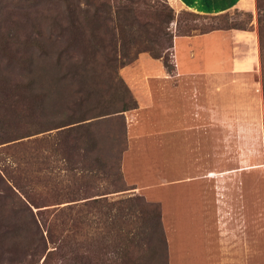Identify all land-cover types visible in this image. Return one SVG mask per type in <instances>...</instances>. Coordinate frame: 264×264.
Segmentation results:
<instances>
[{
    "label": "rangeland",
    "instance_id": "rangeland-1",
    "mask_svg": "<svg viewBox=\"0 0 264 264\" xmlns=\"http://www.w3.org/2000/svg\"><path fill=\"white\" fill-rule=\"evenodd\" d=\"M146 1L154 4L163 0ZM164 3L172 10L174 19L170 23L171 47L165 58H153L146 52L138 53L131 62L117 67L113 78L91 83L98 92L100 109L109 105L112 93L121 95L123 87L130 96L128 103L132 104L120 117L107 115L96 125L100 134L109 130L118 131L123 126L125 130V150L118 162L120 188L108 187L105 203H91L79 211L81 209L76 207L81 204L79 200L69 201L79 197L77 194L66 193L74 184L91 182V191L97 194L102 192L100 190L109 178H106L102 170L91 173L83 169L93 163L88 159L79 158L75 162L77 168L68 171L66 166L75 164H67L63 154L53 152L57 141L53 132L31 134L0 144V187L8 183L18 187L19 192L25 191V195L29 190V195L35 198L38 205L34 215L38 228L51 235L49 240L37 246L32 255L23 250L10 256L3 253L1 264H122L131 260L135 264H155L156 256H152L148 248L151 243L143 239L147 237V231L155 230L153 206L150 204H157L159 210L160 204L157 199L145 197L136 188L144 184L162 183L163 166L158 160L162 152L155 161L140 165L142 176L152 180L142 184L139 178L132 177L130 181L125 179L122 155L128 145V135L133 130L138 127L163 128V120L157 123L153 117L158 104L152 95L156 96L161 91L162 79L167 74L173 83H185L190 102L189 111L198 113L203 133L199 131L196 137L183 136L181 129L187 133L193 128L180 124V120L171 119L168 124L167 119V128L178 130L167 132L166 144L177 142L176 149L180 143L184 147L185 138L189 145L194 143V138L199 139L201 136L203 139H213L211 150L208 147L207 151L198 150L196 153L197 158L206 163L203 172L210 168L219 174L230 172L234 177L237 200L241 203L245 197V211L242 214L240 210L236 215L237 246H240L241 255H238L237 261H228V264H264V131L257 41V20H261V23L264 20V0L260 2L259 10L254 5L250 16L242 13V10L234 9L227 12L226 17H221L240 28L220 29L207 36L200 35L196 28L189 31L190 35H183L182 28L187 25L198 27L229 24L223 21L218 24L214 19L190 14L192 11L180 7L175 0H164ZM41 4L53 12L56 1L0 0V71L15 76L24 71L28 51L37 55V44L26 42V37L28 32L35 37L38 35L37 29H41L40 26L44 28L39 18ZM148 10L151 11V8ZM149 15L146 11L143 19L150 21ZM175 20L179 22L177 30ZM231 30L246 32L234 33ZM187 36H193L189 43H177V40H184ZM28 44L31 46L28 47ZM177 47L181 53L184 49L189 50H184L181 61L176 59L174 50ZM179 63L182 65L179 71L181 76L176 71ZM11 88H14V84H11ZM15 101L11 103L10 114L13 109H24L26 114L27 100L19 103ZM149 115L152 117L149 118ZM99 148L105 152L108 148L107 140H101ZM173 154L178 157L179 151ZM97 188L100 190L96 191ZM118 189L121 190L116 191ZM66 204L72 207L65 209ZM81 217H85L86 221L83 226L78 223ZM153 239V243L160 245L157 233ZM60 240H63L62 250L57 247ZM60 253H66L64 258Z\"/></svg>",
    "mask_w": 264,
    "mask_h": 264
},
{
    "label": "trees",
    "instance_id": "trees-1",
    "mask_svg": "<svg viewBox=\"0 0 264 264\" xmlns=\"http://www.w3.org/2000/svg\"><path fill=\"white\" fill-rule=\"evenodd\" d=\"M55 1L53 12L45 4L40 5L39 18L44 28L40 26L41 29H37L38 35L33 37L27 33L26 42L37 44V55L28 51L24 71L16 73L15 76L0 71V144L31 134L53 132V137H57L53 152L59 151L63 154L67 164H75L66 166L68 171L77 168L76 163L80 159L91 160L93 163L82 168L91 173L102 170L106 178H109L103 189H96L102 192L94 194L96 192L91 191V182L76 183L72 189L65 186L70 190L66 193L79 196L69 201L79 200L78 203L81 204L76 207L82 211L91 203H105L108 187L120 188L121 183L118 162L125 150L124 126L118 131L109 130L100 134L96 125L105 116L120 117L123 111L132 107L128 103L129 93L123 87L121 95L112 93L109 105L100 109L99 95L92 84L113 78L116 68L131 62L138 53L146 52L153 58H165L171 47L170 23L174 19L172 10L164 0L154 4H149L146 0H83L82 3L79 0ZM261 1L254 0L257 10ZM146 11L151 15L150 21L143 19ZM242 13L250 16V12ZM190 14L214 19L218 24L222 21L227 23V19L221 17H226L228 13ZM178 24L175 20L176 30L179 28ZM227 24L229 26L187 25L182 28L183 35H190L189 31L195 28L199 29L200 34L240 28L234 22ZM263 34L264 20L261 23L258 19L257 41L264 131ZM7 62L10 64V61ZM11 84H14V88H11ZM18 88L19 91L15 90ZM13 97L18 103L27 100L26 114L24 109H13L10 114L11 103H16ZM101 140L108 142L105 152L99 148ZM119 190L121 189L116 191ZM19 191L18 187L8 183L0 187V264L3 253L10 256L23 250L32 255L39 244L51 238L49 232L38 228L34 218L38 209L35 198L29 195V190L26 195L25 191ZM150 205L153 206L155 230L147 231L148 235L143 241L151 243L148 248L152 256H156L155 264H167L159 206L153 203ZM65 206V209L72 207L71 204ZM78 223L80 226L85 225V217L79 218ZM156 233L160 244L158 246L153 243ZM61 241L63 240L57 244L60 250L64 246ZM64 254L66 253H60V256L64 258ZM122 264L135 263L131 260Z\"/></svg>",
    "mask_w": 264,
    "mask_h": 264
},
{
    "label": "crops",
    "instance_id": "crops-1",
    "mask_svg": "<svg viewBox=\"0 0 264 264\" xmlns=\"http://www.w3.org/2000/svg\"><path fill=\"white\" fill-rule=\"evenodd\" d=\"M175 2L180 7L204 15H217L234 9L251 12L254 8V0H175ZM217 31L200 35H212ZM238 31L231 30L234 33ZM191 38L193 36H187L184 40H177V43H189ZM184 50L189 52L187 49ZM174 52L176 59L180 60L181 50L178 48ZM181 66L180 64V69L176 66L178 75L181 74L179 73ZM162 80L161 91L152 97L158 104L153 117L157 123L163 120V128L138 127L128 135V145L122 155L124 177L127 181L134 177L139 178L141 184L149 183L152 180L142 176L140 165L155 161L162 152L158 158L163 166L162 183L147 184L148 186L144 184L136 190L140 189L145 197L159 201L167 264L235 262L238 255H241L240 246H237L236 215L240 210L242 214L244 213L245 197L243 196L241 203L237 200L234 177L230 172L219 174L212 168L203 172L206 163L199 160L196 153L198 150L207 151L208 147L211 150L213 139H203L201 136L199 139L194 138L192 140L194 143L189 145L184 137L186 144L181 147L180 143L176 149L177 142L166 144L165 136L171 130L167 128V122L169 124L171 119L180 120V124L193 128L187 133L181 129L183 136L196 137L199 131L200 133L203 131L199 126L198 113L194 110L189 111L190 102L185 83L181 81L173 83L169 74ZM191 104L194 107V104ZM150 117L152 116L149 115ZM190 120L194 122L190 123ZM176 130L178 128L171 132ZM181 141L183 143V140ZM176 151H179L178 157L175 154L172 156V152ZM242 233L244 237L243 230Z\"/></svg>",
    "mask_w": 264,
    "mask_h": 264
}]
</instances>
